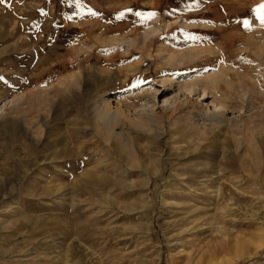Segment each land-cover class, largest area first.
<instances>
[{"label": "rangeland", "instance_id": "rangeland-1", "mask_svg": "<svg viewBox=\"0 0 264 264\" xmlns=\"http://www.w3.org/2000/svg\"><path fill=\"white\" fill-rule=\"evenodd\" d=\"M220 1L0 2V252H16L0 254V264H264V175L254 179L245 171L259 165L264 104L251 101L252 91L238 90L241 81L251 82L236 78L237 110L222 108L226 127L210 131L196 116L209 103L199 99L201 90H178L182 76L214 67L234 76L230 67L235 66L245 75L264 48V23L256 11L264 0H224L233 1L231 9L214 11ZM207 12L239 23L240 51L224 54L230 66L223 65L219 53L227 44L223 35L204 34L220 27L210 20L198 39L180 46L186 54L193 49L194 58L199 54L180 67L178 62L156 67L152 58L142 64L140 58L125 60V50L115 58L103 45L89 60L84 57L91 49L77 51L80 68L68 56L69 67L57 71L58 56L74 48L68 39L91 29L106 43L114 38L111 50L130 25L137 34L158 30L156 44L169 42L176 51L175 40L187 35L177 31L174 18L195 21L201 15L199 21L207 20ZM166 31L173 35L167 38ZM74 73L78 81L58 84ZM173 77V86L161 83ZM140 88H150L149 103L129 109L121 94ZM102 96L114 107L121 101L127 112L112 130L98 119ZM205 165L208 174L220 178L214 186L220 184L225 192L218 201L210 194L200 196L198 218L191 219L180 209L178 196L185 182L209 176L200 173Z\"/></svg>", "mask_w": 264, "mask_h": 264}, {"label": "bare ground", "instance_id": "bare-ground-1", "mask_svg": "<svg viewBox=\"0 0 264 264\" xmlns=\"http://www.w3.org/2000/svg\"><path fill=\"white\" fill-rule=\"evenodd\" d=\"M232 2H227V1H224V0L220 1V2H217L213 6L214 11H216V10L220 11L221 9H223L224 11H227L230 8ZM218 6H219V8H218ZM209 12L211 13L212 11L209 10ZM207 14H208V12H207ZM207 14H206V17H207L206 19L207 20H200V21L198 19L201 18V15H196V17H194V18H196L195 21H188V19H182L181 17H175L174 18L176 20L175 23L177 25V31H179L182 34L186 33V35H187V37H185L184 39L179 38V39H177V41L174 39L175 40V44H174L173 48H175L176 51H178L177 53H176V51L174 49L170 48L171 46L170 47L168 46L169 42H167V44H164V45H159V44L157 45L156 44L157 40L159 39V37L161 35L160 34V35L156 36L157 31H158L157 29H156L157 30L156 32L153 31L152 35H148V33H146L145 30L143 32L137 34V33H135V32L138 31L137 28H135L134 26H131V25L130 26L127 25V26H129V29H127L124 32L127 35L124 34V36H121L119 39L115 40L117 42V44H116L117 46L115 47L114 50H111V48L113 46H115V45H112L113 42H114V38H111V40L109 39V41H111V42L106 43L107 41L105 39L99 37L98 34L96 33L95 29H91L88 32L84 33L80 37L76 36L73 39V41H69V39H68V44L67 45H73L74 48L72 50H68L67 49L63 53L64 55L58 56L59 60H58V63H57L58 65L56 66V68L58 69L57 71H59V70L63 71L64 68H68L69 67L68 66L69 65L68 61L69 60L68 61L66 60V58L68 56H69L70 62H72V64H73V61L77 60L75 66L80 68L83 61H81L82 59L79 60L81 55L80 54L78 55L76 52L77 51H84V50H87V49H91L90 52L88 53V55L86 57H84L85 60L86 59L89 60L92 57V54H94L98 49H100V47H103V45H105L104 46L105 49H103V50L109 51V53H115V55H116L115 58H117V57H119L121 55H122V58H124L125 60H133V59L140 58V60H141L140 63L141 62L144 63L145 62V58H152L153 59L152 62H153L154 65H156V67L159 66L160 64H164L163 65L164 67H165V65L166 66H171L173 62H178L177 66L180 67V66L184 65L187 62V59L190 61V60H193V59H197L196 57L199 56V54H198L194 58L193 49L192 50L190 49L189 51H187V54H186V52H183L181 50V47L182 46L185 47L184 41L192 40V39H190V37H195V36L200 35L201 32H202V30L200 28H202V29L205 28V25H207L208 23L210 24V22H209L210 20L212 21V23H214L215 25H219L220 27H218L217 30L208 31V33L206 32L204 34H205V36L207 38H211L213 36H218V35L219 36L223 35L222 39L225 40L227 42V44H226V48L223 51L221 50L219 53L224 56L223 57L224 58L223 65H225L226 67L230 66L229 64L227 65L226 59L228 57H225L224 54L225 53L229 54L230 52L234 51L235 49H239V51H240L239 47H241V45H239V34H238L239 33V29H240L239 23H232L231 24V23H229L227 21L226 18L225 19H226L227 22L224 20L223 17H218V16L215 17L214 14H208V15ZM258 22H260V20ZM158 26H160V25H158ZM166 26H167V24H166ZM124 28H125V26H124ZM183 28H187L188 31L185 29V31L182 32ZM121 29L117 30V31L121 32ZM106 31L107 32H109V31L113 32L114 29L107 28ZM161 31H160V33H161ZM231 31H235V34H233ZM134 34H135V36H134ZM166 34H167V38L171 37L173 35L172 32H167ZM95 35H97V36H95ZM250 36L252 37V35H250ZM178 37H180V36H178ZM256 38H257V36H256ZM262 40H263V38H262ZM170 43H171V41H170ZM245 43H246V41H245ZM107 45L110 46V49L109 48L106 49ZM254 46H255V44H254ZM120 50L121 51L125 50L126 54L117 55L116 54L117 51H120ZM247 50H245V51H247ZM74 53L78 55L76 58H72L74 56ZM204 55L202 57H204ZM245 55H247V54H245ZM202 57H200V58H202ZM255 57H256V61L255 62L251 61L252 63L250 64V70L246 71L245 75H241L240 76L239 69L236 70L237 67L231 66L230 67L231 70L233 69V71L234 70L236 71V72L235 71L233 72L234 76H230V74H231L230 72L229 73L228 72H224L221 67H214V68H211L210 70L206 71L203 74H199V75L196 74L194 76L189 74L187 77H184V76L181 77L180 83L178 84V90L179 91H183V90L185 91L187 89L190 90L192 87L198 88L202 92V96L200 95L199 99L202 97L204 101L206 99V102H209L207 104L208 108L206 107V109H204L203 112L197 113L196 116H197V118L200 121H203L204 125L208 129H210V131H212L216 126L218 128L226 127V124L228 123V120L226 119L222 108H224L225 110L230 111L232 113H234L237 110V106H236V104L234 102L236 101V99H237V97L239 95L236 94V92L233 90V87H235V86H233V84H234L233 82L236 80V78H238V80H240L241 78L242 79H247L252 84V85L251 84L247 85L246 82L243 83L244 81L240 80L241 84L239 85L240 89H238V90H241L244 93H245V91H252L253 95H252L251 101L255 102L257 100L261 104H264V74H261V71L264 72V48H260L255 53ZM93 59H95V58H93ZM245 59H246V57H245ZM220 60L221 59L217 56L216 62H220ZM252 60H253V58H252ZM193 63H195V62H193ZM130 68L131 67L125 69L124 71L128 72L130 70ZM198 76H200L201 80L196 82V80H194V78L195 77L197 78ZM79 77H80L79 73L78 74L74 73L70 78L59 80L58 84L65 86V85H67L68 83L71 82L70 79H72V81H74V80L76 81L77 79H80ZM81 77H82V75H81ZM175 80L176 79L173 77V78H171L168 81H166V80L163 81L162 80L161 83L162 84L167 83V84L173 86L172 84L174 83ZM186 80H188V81H186ZM79 82H80V80H79ZM72 83L73 82H71L70 84L72 85ZM221 84H226L228 89L231 90V91L224 90L223 87L221 86ZM245 85H247L245 87L246 89L244 88ZM67 86H69V85H67ZM142 88H140L138 90L128 91L125 94H121V98H120L121 101H126L127 103H129L128 104V108L129 109H135V110L140 108V107H142V106H144V104L149 103V101L145 102L146 101L145 96H146V93L149 92L150 88H148L146 91H144ZM33 93H35V92H33ZM242 93H241V95H243ZM257 96H259V97H257ZM130 98H134V99L131 100ZM219 98L223 99V100H226V101L228 100L231 103L228 104V103H224L223 102V103H221V105H219L216 102V100L219 99ZM248 98H250V97H248ZM100 99H101V101H100V106H99L98 114H97L98 115V119L104 125H106L108 127V129L112 130L110 128L111 125H118L120 122H122L125 119V117L127 116L126 115L127 112H126V110H124V108H122L121 104H119L121 101L119 103H117V106L114 107V106L111 105V100L109 98H106V97L102 96ZM2 100H3V98L0 96V102ZM247 101H250V100H247ZM247 106H249V105H247ZM211 108H213V110H211ZM233 119H234V122L239 121L237 116L233 117ZM230 124H231V122H230ZM143 125L147 126L148 124H146V123L144 124L143 123ZM263 139H264V135L262 133H259L258 134V140H259L258 143H259V147H260V154L258 155L259 157L258 156L256 157V158H258V162H257L259 164V165L257 164L258 167L253 169L252 167L249 166V168L245 169V171L248 173V175L254 177V179L255 178H259V177L264 175V145H263L264 141H263ZM109 140H111L110 137H109ZM190 143H191V141H188V144H190ZM30 170H32V169H29L28 172ZM207 170H209V168L207 167V165H205V167L201 168V170H200L201 172L200 173H201V175H209V176H204V177H202L201 180H198L196 178L195 180H189V181L185 182L184 183L185 186L182 189V193L178 196V198L180 199L181 204H182L180 206V209L182 211L184 210L185 213H188L189 214V218H191V219L195 218V217H196L195 219L198 218V216L196 214L198 212V210H197V201H198L200 196H201V198H203V197H206L207 194L208 195L210 194V195H212V197L215 198V200L218 201V199L222 196V193L225 192V191H223V188L220 187V184H218L219 186H214V183L217 180H220V178L218 179L217 177L208 174ZM192 179H194V178H192ZM11 192L12 191L6 193L5 196L2 197V198L5 199L7 196H11ZM214 198H213V200H214ZM202 201H204V200H201L200 202H202ZM178 207H179V205H178ZM202 207H203V205H202ZM196 221L197 220H194L193 222H196ZM85 236H87V235H85ZM85 238H87V237H85ZM71 252L72 251H70V253ZM8 253L14 255L16 252L13 251L12 249H8V251H2L1 250V252H0V254H2L3 256L8 254Z\"/></svg>", "mask_w": 264, "mask_h": 264}, {"label": "snow or ice", "instance_id": "snow-or-ice-1", "mask_svg": "<svg viewBox=\"0 0 264 264\" xmlns=\"http://www.w3.org/2000/svg\"><path fill=\"white\" fill-rule=\"evenodd\" d=\"M0 2H3V0H0ZM75 2L76 3H78L79 2V0H75ZM257 11V13L259 14V19L261 20V22L262 23H264V6H262V8L261 9H257L256 10ZM92 15H96V13H91ZM136 15H138V16H141V15H143L142 13H136ZM149 17H153V16H155V15H157L156 13H148L147 14ZM72 17H69V19H71ZM242 23H243V26L247 29V28H249V22L247 21V20H244V21H242ZM190 39H198L197 37H190Z\"/></svg>", "mask_w": 264, "mask_h": 264}]
</instances>
